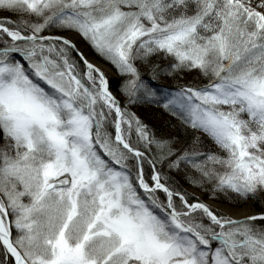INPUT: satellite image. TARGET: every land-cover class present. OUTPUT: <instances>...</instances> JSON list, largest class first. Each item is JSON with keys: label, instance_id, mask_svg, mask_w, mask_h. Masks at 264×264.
I'll return each mask as SVG.
<instances>
[{"label": "snow or ice", "instance_id": "6c2138e0", "mask_svg": "<svg viewBox=\"0 0 264 264\" xmlns=\"http://www.w3.org/2000/svg\"><path fill=\"white\" fill-rule=\"evenodd\" d=\"M0 264H264V0H0Z\"/></svg>", "mask_w": 264, "mask_h": 264}]
</instances>
